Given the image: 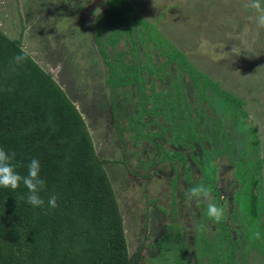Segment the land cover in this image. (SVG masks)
I'll use <instances>...</instances> for the list:
<instances>
[{"label": "rangeland", "instance_id": "rangeland-1", "mask_svg": "<svg viewBox=\"0 0 264 264\" xmlns=\"http://www.w3.org/2000/svg\"><path fill=\"white\" fill-rule=\"evenodd\" d=\"M46 1L21 0L30 8L34 2L40 6L20 15L0 0L1 28L10 39L22 32L23 50L81 114L114 189L131 262L169 264L173 256L186 255L184 264H213L219 252L218 259L229 264L228 247L225 253L218 247L217 225L224 224L239 245L231 254L234 264H264V227L258 230L264 224V28L249 21L253 10L247 0H126L204 75L211 85L205 87L175 63L165 64L161 49L143 41L148 36L143 25L132 26L135 44L124 35L112 46L109 40L120 27L108 17L94 30L92 13L100 7L101 16L106 14L109 0H48L45 6ZM78 9L84 11V31L70 33ZM63 14L70 19L64 20L67 26L58 25ZM234 47L246 50L236 54ZM117 59L139 66L142 80L110 87L107 62ZM220 91L240 99L245 116L236 118V108ZM252 175L261 197L253 205L259 222L240 204ZM200 183L224 209L220 223L207 216L208 201L186 198ZM202 239L208 245L204 254Z\"/></svg>", "mask_w": 264, "mask_h": 264}, {"label": "trees", "instance_id": "trees-1", "mask_svg": "<svg viewBox=\"0 0 264 264\" xmlns=\"http://www.w3.org/2000/svg\"><path fill=\"white\" fill-rule=\"evenodd\" d=\"M107 7L108 12L95 20L93 29L99 26L103 17L116 22L120 28L109 40L112 46L124 35L135 44L132 26L140 27L141 24L148 28V36H144L143 41L161 49L165 64L175 63L191 76L195 85L201 78L203 87L211 86L203 79L204 75L193 69L186 56L172 48L155 27L146 24L126 0H109ZM143 35L138 30V36ZM94 40L101 57L106 59L95 31ZM18 55L25 57L22 64L13 62V57ZM107 70V83L112 88L135 85L142 80L139 66L125 65L118 59L107 62ZM149 71L154 70L150 68ZM9 88L13 90L7 91ZM225 93L220 91L226 103L236 108L235 117L245 116L242 101ZM0 148L16 154L12 163L21 176H27L28 163L33 158L38 159L39 175L46 185L39 193L44 205L37 208L29 205L26 199H20L28 194L22 181L15 190L0 187V264H133L114 189L104 161L96 156L81 114L51 74L22 49L21 38L11 40L1 30ZM243 159L246 160V154ZM246 165L244 163L243 167ZM252 176V187L247 188L248 194L238 201L244 210L249 206L251 220L259 222V214L254 213L253 205L261 197L254 192L256 179ZM53 195L57 197V207L50 208L48 200ZM217 226L219 240H216L220 251L223 248L225 251L221 252L225 253L228 247L232 254L239 247L238 242L231 240L224 224ZM263 227L264 224L262 228L258 226V230L262 231ZM202 244L204 254L208 245L204 239ZM218 254L213 256V264H223ZM231 254L226 253L225 258L229 259V264H234ZM186 257L175 255L169 264H184Z\"/></svg>", "mask_w": 264, "mask_h": 264}, {"label": "clouds", "instance_id": "clouds-1", "mask_svg": "<svg viewBox=\"0 0 264 264\" xmlns=\"http://www.w3.org/2000/svg\"><path fill=\"white\" fill-rule=\"evenodd\" d=\"M83 6L87 5H82V7ZM247 7L253 10V14L248 18L251 24L257 29L264 28V2H262V0H247ZM102 12L103 10L100 7H97L93 11V23L95 22V18L102 15ZM241 50L246 49H237L235 47L232 49L236 54H239ZM24 59L25 57L23 55H18L13 57V62L15 64H22ZM12 90V88L7 89L9 92ZM15 155L14 152L8 153L3 148H0V187L15 190L22 181L28 189V194L26 197L21 196L20 199H26V202L34 208L43 207L44 200L39 193L45 189L46 185L45 181L39 175L41 168L39 160L33 158L27 165V176H21L15 171L16 166L12 163ZM186 198L188 200H196L197 202L200 200L208 201L207 216L216 223H220L223 220L225 215L224 209L216 203L211 202V192L205 184L200 183L191 187L186 194ZM48 205L50 208L57 207V197L55 195L49 198ZM255 236L257 239H260L259 231L255 233Z\"/></svg>", "mask_w": 264, "mask_h": 264}, {"label": "crops", "instance_id": "crops-1", "mask_svg": "<svg viewBox=\"0 0 264 264\" xmlns=\"http://www.w3.org/2000/svg\"><path fill=\"white\" fill-rule=\"evenodd\" d=\"M9 1V4H10V7H11V10L9 11L10 13H13V12H18V14H24L25 12L24 11H29V9H37V7L38 6H40V4H35V2L31 5V8H30V6L29 5H27V4H24V3H22L21 2V0H8ZM61 1V4H63V1L62 0H60ZM47 2H48V0L46 1V2H44V4L43 5H45L46 6V4H47ZM42 5V6H43ZM4 7V6H3ZM68 7H70V6H68ZM12 8H13V11H12ZM56 8H57V6L55 5V10H56ZM4 10L5 9H2V10H0V14L3 16L4 14L3 13H5L4 12ZM77 12L78 13H80V15H79V17L78 18H76V16H75V19H74V22H73V27L71 28V29H73V30H71L70 31V33L72 32V31H77L78 33H80V32H82V31H84V29L82 28V26H83V23H85V21H83V19H82V16L84 15V14H81V13H83L84 11L83 10H81V9H78L77 10ZM7 15L9 16V14H8V12H7ZM6 15V16H7ZM80 17H81V19H80ZM34 20H36V19H34ZM64 20H65V22L66 23H68V22H70V19L68 20V19H66V15L65 14H63V16H62V19H61V21L60 22H58V25L59 26H61L63 23L64 24H66L65 22H64ZM2 25H3V20H2V22L0 21V30L2 31ZM66 26H67V24H66ZM88 31V30H87ZM3 32V31H2ZM4 33V32H3ZM21 34H22V32H21ZM21 34H20V36L19 37H17V38H13V39H11V40H18L19 38H21V40H22V36H21ZM77 37H78V35H77ZM22 42H23V40H22ZM23 49V48H22ZM27 53V52H26ZM28 54V53H27ZM30 55V54H29ZM31 56V55H30ZM33 59V58H32Z\"/></svg>", "mask_w": 264, "mask_h": 264}]
</instances>
